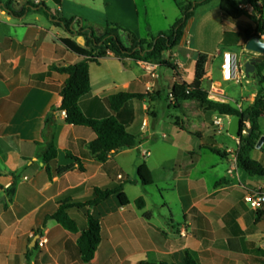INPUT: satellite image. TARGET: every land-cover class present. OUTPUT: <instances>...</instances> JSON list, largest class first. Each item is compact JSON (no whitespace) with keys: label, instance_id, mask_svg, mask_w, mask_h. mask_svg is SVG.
<instances>
[{"label":"crops","instance_id":"0c3cea01","mask_svg":"<svg viewBox=\"0 0 264 264\" xmlns=\"http://www.w3.org/2000/svg\"><path fill=\"white\" fill-rule=\"evenodd\" d=\"M12 4L14 11L24 13L14 17L0 5V264H84L77 240L86 229L84 214L88 210L101 226L100 243L90 264H183L185 252L198 264H264V217L258 219L256 212L242 205L247 191L264 185L258 177L241 176L244 172L237 168L235 157L229 158L228 146L221 143L219 148L203 139H214L208 125L215 118L220 117L228 127L232 117L206 113L192 101L175 106L168 99L173 84L192 83L200 53L207 56L202 88L208 99L240 110L251 105L260 87L255 68L254 76H245L243 60L251 62L257 56L245 51L244 35L254 32L257 17L264 23V10L252 14L247 6V16L223 20L227 24L222 26L223 34L237 36L238 82L222 79V55L231 51L219 49L220 44L214 52L200 48L189 41L187 26L179 45L167 53L178 67V78L153 63L126 59L123 65L112 54L90 63V91L79 101L84 116L97 120L110 116L103 100L119 93L148 95L141 101H128L115 114L128 133L143 139L141 143L113 152L99 163L88 150L96 138L94 133L66 124L65 112L54 111L67 79L55 69L83 60L60 40L69 38L82 46L80 30L91 29L98 36L107 25H115L137 41H148L168 31L178 18L167 17L166 0H12ZM215 8L222 18L219 0ZM155 13L158 24L152 23ZM71 19L67 31L59 21ZM259 38L264 42V35ZM161 121L197 142L181 148L164 135L159 138ZM49 139L57 156L45 165L41 153ZM233 145L237 151L236 143ZM209 149L227 156H218L221 162L210 166L211 173L221 167L223 174H217L218 180L207 188L202 157L205 151L211 153ZM141 152L147 156L142 157ZM255 152L258 149L250 153L251 158ZM143 163L152 178L148 187L135 183L137 168ZM61 167L69 170L57 174ZM12 184L14 192L8 193ZM120 185L127 206H120L112 197L90 209L68 210L76 222V233L46 220L58 209L59 200L84 202L94 197L95 189ZM146 188L157 194L156 202ZM167 196L175 197L176 212ZM140 198L143 208L136 206Z\"/></svg>","mask_w":264,"mask_h":264},{"label":"trees","instance_id":"16d2710c","mask_svg":"<svg viewBox=\"0 0 264 264\" xmlns=\"http://www.w3.org/2000/svg\"><path fill=\"white\" fill-rule=\"evenodd\" d=\"M180 12L178 18L168 31L160 32L150 40L137 41L130 32L121 29L115 25H107L104 33L97 37L91 29L80 30L78 33L81 36L84 44L81 46L77 42L66 38L61 39V44L71 53L80 56L83 60L75 65L64 68H57L55 72L67 76L60 95L63 97L60 111L65 112V123L72 126H82L89 128L95 135V140L88 144V150L93 159L99 163H104L107 157L121 149H133L140 143L137 137L126 131V128L121 125L115 118V114L130 100H143L148 97L147 94H132L119 93L104 99V103L109 108L110 116L103 119H92L83 115L79 107V101L86 96L89 91V73L88 67L90 63H98V61L108 54H112L123 65L125 60L129 59L135 62H146L158 65L161 69H169L174 72L175 77H179L177 65L170 62L167 57L172 49L177 47L182 39L184 29L188 20L193 16L194 11L199 5L206 4L210 0H200L199 2H182L181 0H173ZM242 0H219V10L222 17L229 21H236L247 15L244 8L241 7ZM258 14L262 10L257 7L259 2L263 0H243ZM0 5L3 9L14 17H20L24 10L16 12L12 9V0H0ZM74 20H60L63 27L69 31V26ZM120 34L127 35L131 39V45L125 47L120 41ZM264 35V23L261 19L257 22L253 33H245V41L257 36ZM163 56H165L163 58ZM207 56L198 53L195 60L194 79L191 84L179 82L173 84L170 89L168 99L172 103L179 104L182 102H196L200 108L206 113H216L219 116L239 117L241 119L240 137L238 139L237 151L235 153L237 168L245 174L252 177L264 178V167L253 160L250 153L255 149L261 132L258 121L264 117V89L261 85L264 83V56L263 60L255 65L256 81L259 85V90L251 105L244 110H238L228 104L214 102L208 99V93L202 88V82L205 77V65ZM247 116L244 121L243 117ZM249 124V129L245 125ZM174 125L179 127L177 121ZM246 131V135L242 132ZM209 151L220 158H225L227 154L215 149ZM57 156L56 148L51 139L46 140L45 147L41 153L43 163H48L54 160ZM69 167H61L56 170L57 174L67 172ZM46 172L49 169L46 166ZM137 180L144 187L152 185L150 171L146 164H142L137 168ZM131 184L132 182H126ZM8 193L14 192V185L7 190ZM115 197L120 206H127L128 200L122 191V186L114 189L100 190L95 189L94 197L84 202H73L70 199H63L57 202L58 209L56 212L46 217V220H54L58 225L68 232L76 233V222L68 215V210H83L90 209L100 205L108 199ZM138 208H143L144 203L140 198L136 201ZM257 218L264 217V212H256ZM87 222L86 229L83 230L77 240V249L84 264H90L96 249L100 243L101 226L98 218L94 217L90 211L84 214ZM183 264H198L197 259L190 253L185 252Z\"/></svg>","mask_w":264,"mask_h":264},{"label":"rangeland","instance_id":"374dc122","mask_svg":"<svg viewBox=\"0 0 264 264\" xmlns=\"http://www.w3.org/2000/svg\"><path fill=\"white\" fill-rule=\"evenodd\" d=\"M182 2H197L200 0H181ZM217 0H212V2L210 3L209 6L207 7H202L201 5H199L196 10L193 13V16L191 17V21L187 22V33H188V37H189V41H192L193 43H195L196 45H198L200 48L208 51V52H214L216 46H218L220 44L219 49L221 50H228L231 52H234L236 54H238L239 48L236 45L237 42V36H232L229 33L223 34V29L222 26L226 27V23L223 22L224 19L223 17L221 18L219 15V11L215 8L214 10V5H216ZM247 6H249L245 1H241V7L245 9ZM258 7V5H257ZM165 10H166V14L167 17H171L172 16L176 17V18H180L179 15V11L175 8L173 2L170 0H166V5H165ZM12 9L14 10V6L12 4ZM252 14H258L256 11H252ZM255 12V13H254ZM247 13V11H246ZM247 16V15H246ZM258 16V15H256ZM257 21L260 20V17H257ZM229 21V20H226ZM152 23L153 24H158L159 21L157 19L156 13L153 15L152 17ZM167 29V28H166ZM105 28L102 32V34L104 33ZM224 31H227L224 30ZM249 33V32H246ZM102 34L100 35H96L97 37H100ZM75 35H73L72 33H70V37L74 38ZM126 36V38L124 37ZM245 37V35H244ZM77 39V37H75ZM129 40L130 45H131V39L124 34H120V41L121 43L125 46V47H129V43L126 40ZM244 47V45H242V48ZM263 60V56L260 57ZM230 84V83H229ZM169 97V96H168ZM179 104H175V106H178ZM238 110H240L239 108H237ZM185 110L187 111V108L183 109L181 108L180 111ZM174 112V111H173ZM176 113V112H175ZM179 114V113H177ZM179 117L180 114H179ZM173 119V117H172ZM179 120V118H178ZM161 129L158 132V137L161 138L162 135L165 136V140L170 141V142H175L176 145H179V147H185V146H190L193 143H196L197 140L196 138H192L187 136L185 133L179 132L174 126L172 125H168L165 121H161ZM164 122V123H163ZM144 126V124H143ZM209 134L214 136V139H209V138H203L206 144H212L214 146L219 147V145L221 143H224L227 147V149H229L228 151V155L230 159H234L235 157V153H236V148L233 145V143H236V147L238 145V140L232 138V142L229 141L228 138V127H226L225 122L220 118L217 117L214 119V121H212L211 123H209ZM260 126V131L261 133L264 135V119H262L259 123ZM246 129H249V124L245 125ZM242 135H246V131L242 132ZM139 140H143L141 137H137ZM264 138V137H261ZM260 138V139H261ZM220 148V147H219ZM258 149L259 152H255V154H253L252 158L257 161L260 162V164L264 167V139L262 140V143L260 145ZM142 157L147 156V152H141ZM204 165H205V183L207 188H210L212 186V184L214 182H216L218 180L219 177H217V174L222 175L223 173L221 172V167L220 168H215L213 171V173H211L210 171V166H214L215 163L217 162H221V159L218 156H215L211 153H209L208 151H205L204 156L202 157ZM223 163V162H222ZM225 165V164H224ZM217 167V166H216ZM241 176H247L244 173H241ZM257 179V178H256ZM258 180L262 181V185H264V178H260L258 177ZM256 188V187H254ZM148 192L152 193V197L153 200H155V202L158 200V196L157 194L154 193V190H152L151 188H146ZM253 189V188H252ZM167 200L171 201V206H172V211L176 212L177 210V201L175 199L174 196H167ZM242 205L245 207L246 210H249V207L243 202L242 200Z\"/></svg>","mask_w":264,"mask_h":264},{"label":"built area","instance_id":"2783aa9c","mask_svg":"<svg viewBox=\"0 0 264 264\" xmlns=\"http://www.w3.org/2000/svg\"><path fill=\"white\" fill-rule=\"evenodd\" d=\"M257 5L259 9L264 10V0ZM238 67V55L231 52L223 53L221 74L224 81H240ZM243 202L254 212H264V186L247 191L243 197ZM39 244L42 245L43 243L40 242Z\"/></svg>","mask_w":264,"mask_h":264},{"label":"water","instance_id":"95a60500","mask_svg":"<svg viewBox=\"0 0 264 264\" xmlns=\"http://www.w3.org/2000/svg\"><path fill=\"white\" fill-rule=\"evenodd\" d=\"M245 51L247 53H252L257 56V59L251 62H247L245 59L243 60V68H244V74L245 76H254L255 75V65L259 64L262 59L261 56H264V42L257 36H254L250 38L244 47ZM165 56H163L164 58ZM63 97L60 96L57 100V103L54 105V111H60V108L62 106ZM247 116L243 117V120H247ZM240 129H241V119L239 117H232L231 121L228 125V135L231 136L234 139H239L240 137ZM263 138L259 139L256 148H259L262 143ZM37 241V238H35L31 244L33 246Z\"/></svg>","mask_w":264,"mask_h":264}]
</instances>
